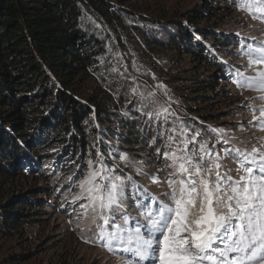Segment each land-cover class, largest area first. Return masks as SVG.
Returning a JSON list of instances; mask_svg holds the SVG:
<instances>
[{
  "label": "trees",
  "instance_id": "obj_1",
  "mask_svg": "<svg viewBox=\"0 0 264 264\" xmlns=\"http://www.w3.org/2000/svg\"><path fill=\"white\" fill-rule=\"evenodd\" d=\"M170 1L0 0V235L24 236L46 219L40 193L67 184L97 152L111 156L102 134L130 157L161 161L163 126L130 110L128 94L113 97L97 83L94 68L109 49H158L171 60L167 78L179 103L195 115L187 118L220 119L211 92L222 51L236 45L221 27L226 0H190L185 10ZM86 82H95L92 93ZM50 161L64 177L52 178L44 167ZM61 257L65 264L68 255Z\"/></svg>",
  "mask_w": 264,
  "mask_h": 264
},
{
  "label": "snow or ice",
  "instance_id": "obj_2",
  "mask_svg": "<svg viewBox=\"0 0 264 264\" xmlns=\"http://www.w3.org/2000/svg\"><path fill=\"white\" fill-rule=\"evenodd\" d=\"M238 7L264 23V0H239ZM249 40L255 38H241L238 52L248 58L246 67L253 74L230 65H225V74L240 89L264 92V41ZM132 91L145 106L158 103L154 93L145 97L136 88ZM259 98L264 100V95ZM259 111L253 119L264 128V105ZM146 114L164 123L176 116L170 105ZM173 123L168 150L160 153L167 161V175L162 182L152 177L167 186L164 199L147 189L141 191L132 177L118 175L99 152L95 163L87 162L86 173L80 170V195L73 203L84 201L80 204L84 218L92 213L96 240L109 252L127 255L125 264H264V143L240 149L230 144L223 129H213L223 156L238 162L233 176L232 170L222 171L215 145L210 148L198 140L199 130H190L182 121ZM120 159L129 162L124 154ZM137 172L142 174L141 169ZM128 181L133 193L128 191ZM129 194L139 209L137 216H129L124 207Z\"/></svg>",
  "mask_w": 264,
  "mask_h": 264
},
{
  "label": "rangeland",
  "instance_id": "obj_3",
  "mask_svg": "<svg viewBox=\"0 0 264 264\" xmlns=\"http://www.w3.org/2000/svg\"><path fill=\"white\" fill-rule=\"evenodd\" d=\"M170 2L173 4L172 8L181 6L182 10L187 9L191 3L190 0H171ZM224 2L226 6L221 12V27L224 31L234 35L236 45L230 47V50L222 51L225 53L221 58L224 69L220 67L221 72L217 76V84L214 85V90L211 92V94L215 93L219 100V106L216 107L217 111L222 113L220 119L208 122L207 118L195 117L196 120L187 118L195 115L188 114V111L179 103L178 89L171 85L174 80L167 78L170 67H172L168 64H171V60L156 48L144 53L139 48H131L126 53H124L125 48L109 49L106 57L99 58L97 61L94 76L99 86L113 92V97L118 98L128 94L129 98H132V105L128 106L130 110L141 111L146 120L154 127L159 124L163 126V134L159 138L161 146L159 148L157 146L156 151L163 153L168 150L167 137L172 134L173 120L177 125L182 121L190 130L200 131L202 135L198 137V140L207 142L210 148L215 145L214 151L220 152L222 157L219 161L222 171L232 170L230 174L235 176L238 162L223 156V147L220 143H216L218 136L213 129H223L230 144L240 149L250 150L253 146L264 143V128L260 127L259 120L253 119L254 116H260L259 108L264 105V100L259 97L264 95V92L257 89L238 88L234 80L225 74V65L237 68L248 75L253 74L251 69L246 67L248 58L240 55L238 49L240 40L244 37L255 38V40H249V43L264 41V23L252 19L249 12L240 10L239 0ZM237 33L240 35L237 36ZM180 64H186L185 59L180 61ZM171 71H175V69H171ZM108 76L109 79L106 81L105 78ZM105 82L108 84L106 85ZM182 84L179 83L180 88H182ZM82 86L84 90L92 93V90L95 89V82H86ZM133 88L138 89L145 97L150 92L154 93L158 103L145 106L142 98L133 93ZM160 105H170V111H174L176 116L164 123L162 119L156 120L153 116L146 114L158 111ZM119 108L118 103L114 111L120 113L121 109L119 110ZM97 118L98 116L95 114L94 124L102 134L105 129L97 123ZM102 138L109 143V151L113 152L111 156L103 151L100 152L109 168H114L116 173L122 177H132V180L141 186V191L147 189L150 193L164 199L163 193L167 191V186L164 183L154 182L152 177L158 176L161 182L165 179L167 175L166 160L161 159L158 163H150L146 161L145 156L142 159L130 157L118 146L113 145V143L118 144L113 142V139L103 134ZM121 154L126 155L129 162L122 161ZM89 160L95 163L94 160ZM89 160H85L83 167L74 169L67 176V184L59 185L57 182L54 189L39 194L46 199L42 202V207L48 212L44 221L35 226H29L22 237L0 235V264H61V255L65 254L68 255L65 264H125L129 258L127 255L109 252L101 241L96 240L97 229L91 222L92 213L89 212L86 218L82 216L83 210L80 204L84 201L73 203L74 198L80 195L77 177L83 179L80 170L82 169L84 173L88 171L86 165ZM46 166L52 178L55 177V181L65 176L60 177V170L53 169L54 162H47L44 167ZM137 169H141L142 174H138ZM70 176L72 180L68 179ZM127 187L129 193L135 191L132 189L131 181H128ZM53 195L60 198V203ZM124 207L129 216H137L139 213L131 194L124 201ZM130 223H134V221H130ZM27 256H29L28 259H26Z\"/></svg>",
  "mask_w": 264,
  "mask_h": 264
}]
</instances>
